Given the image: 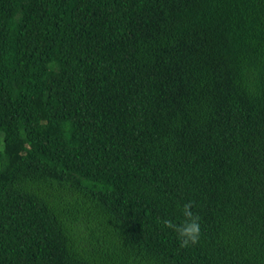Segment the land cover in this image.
I'll return each mask as SVG.
<instances>
[{
  "label": "trees",
  "instance_id": "obj_1",
  "mask_svg": "<svg viewBox=\"0 0 264 264\" xmlns=\"http://www.w3.org/2000/svg\"><path fill=\"white\" fill-rule=\"evenodd\" d=\"M0 264H264V0H0Z\"/></svg>",
  "mask_w": 264,
  "mask_h": 264
},
{
  "label": "clouds",
  "instance_id": "obj_2",
  "mask_svg": "<svg viewBox=\"0 0 264 264\" xmlns=\"http://www.w3.org/2000/svg\"><path fill=\"white\" fill-rule=\"evenodd\" d=\"M183 219L174 222L165 219L163 223L174 230L176 237L182 247L198 242L201 233L199 218L191 211V205L185 203L181 208Z\"/></svg>",
  "mask_w": 264,
  "mask_h": 264
}]
</instances>
